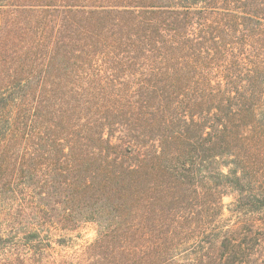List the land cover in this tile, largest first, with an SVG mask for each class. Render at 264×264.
<instances>
[{
	"label": "trees",
	"instance_id": "trees-1",
	"mask_svg": "<svg viewBox=\"0 0 264 264\" xmlns=\"http://www.w3.org/2000/svg\"><path fill=\"white\" fill-rule=\"evenodd\" d=\"M0 9L57 26L12 40L3 60L0 197L20 217L7 236L21 255L40 264H207L191 256L204 233L182 229L184 193L225 180L212 165L226 166L234 145L241 149V113L252 122L254 110L233 109L229 128L244 85L213 84L209 52L200 58L192 21L187 31L181 25L195 1L0 0ZM62 22L67 34L58 32ZM243 69L247 80L259 77L255 58ZM252 135L257 150L262 139ZM49 213L59 229L95 221L96 241L59 260L67 256L57 257Z\"/></svg>",
	"mask_w": 264,
	"mask_h": 264
},
{
	"label": "rangeland",
	"instance_id": "rangeland-1",
	"mask_svg": "<svg viewBox=\"0 0 264 264\" xmlns=\"http://www.w3.org/2000/svg\"><path fill=\"white\" fill-rule=\"evenodd\" d=\"M23 1L36 4L52 0ZM194 1L198 10L191 17L182 14L181 25L183 31L193 25L191 31L197 36L200 58L204 50L209 52L213 84H222L225 88L244 85L243 98L240 97V101L233 100L230 104L229 128L233 130V109L239 106L254 110V116L251 122L250 112L241 113L245 123L241 132L247 139L241 142V149L239 145L238 148L234 145L226 166H221L220 162L212 165V172L215 173L223 168L227 174L225 180L215 176L206 184L203 180L198 181L202 189L199 196L190 189L185 191V196L189 197L188 208L183 213L182 229L186 230L185 236L196 234L199 239L202 237L200 232L204 233L202 239L207 242L203 248L194 249L196 255H191L204 258L203 263L264 264V61L258 62L264 60V0ZM202 6H208L209 12L201 10ZM188 20L192 21L190 26L186 24ZM41 21L36 22V17L29 20L26 13L10 14L0 9V86L6 79L8 63L5 64L3 60L8 55L6 47H11L12 40L16 42L24 34L32 36L43 30V34H52L54 30L56 32L57 26L53 27L52 22L47 19ZM70 29L63 24L58 32L67 34ZM249 53L252 54L251 58ZM253 58L260 66L259 77L247 80L243 68ZM254 92L256 95H253ZM254 132L260 134L262 139L257 150L256 146L255 150H251L254 147L248 145ZM237 153L247 159L238 160ZM151 187L154 193V187ZM168 201L170 203L171 199ZM197 205H200L199 209ZM8 213L5 198L0 197V264H40L34 257L25 258L21 255L23 246L18 239L8 238L10 228H16V222L20 219L17 210L13 214ZM29 220L35 219L31 217ZM45 220H49L45 228L50 230L52 239L60 240L59 243H52L57 257L67 256L59 260L79 258L97 239L98 225L95 221H79L67 230L59 229L51 221L54 219H51L50 213Z\"/></svg>",
	"mask_w": 264,
	"mask_h": 264
}]
</instances>
